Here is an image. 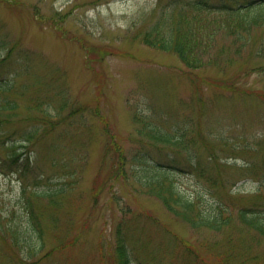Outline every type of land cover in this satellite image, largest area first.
Instances as JSON below:
<instances>
[{
	"label": "rangeland",
	"instance_id": "obj_1",
	"mask_svg": "<svg viewBox=\"0 0 264 264\" xmlns=\"http://www.w3.org/2000/svg\"><path fill=\"white\" fill-rule=\"evenodd\" d=\"M173 1L0 0V159L14 146L24 163H0V264H115L120 235L131 264H264V236L238 219L264 212L263 27L192 69L134 38ZM150 162L175 164L186 197L225 200L229 223L175 216L140 184Z\"/></svg>",
	"mask_w": 264,
	"mask_h": 264
},
{
	"label": "trees",
	"instance_id": "obj_2",
	"mask_svg": "<svg viewBox=\"0 0 264 264\" xmlns=\"http://www.w3.org/2000/svg\"><path fill=\"white\" fill-rule=\"evenodd\" d=\"M156 10L153 8V17L148 24L143 22L138 27L134 38H139L148 46L174 52L187 67L192 69L213 63L214 55L220 51L215 47L221 38L231 36L232 41L238 42L241 47L244 46L243 43L248 44L252 33L256 34L262 27L264 30V0H174L162 10L158 12ZM257 37L260 38V48H263L264 38L261 35ZM258 51L261 52L260 49ZM6 107V104H0V109ZM143 126L144 133L151 139L172 144H182L181 142L184 141L181 139L183 133L171 135L157 131L147 124ZM3 142L4 137L0 130V144L3 145ZM9 149H11L10 155L0 159V163L8 166L16 165L21 169L24 163H17L14 146H9ZM116 151L117 170L121 171L125 155L123 151L118 152V149ZM209 158L215 161L216 153L210 154ZM188 159H186L187 163L194 165ZM171 160L174 163L178 162L176 156ZM150 163L154 174L150 177L138 176L140 184L148 193L160 199L175 216L193 228L204 227L216 231L229 223L230 215L227 209L229 205L225 200L218 199L216 202L203 204L198 198L186 197L177 188L175 182L167 177V174L169 175L176 168L175 164ZM199 163L200 161L197 162ZM65 189V186L50 187L41 191L39 189L36 195L47 197L52 201L54 196L60 195L66 191ZM263 214L264 212L258 211V207L248 206L238 209L239 221L262 236H264ZM118 233H120L119 229ZM15 235L16 231L13 233L14 237ZM173 235L177 238L175 234ZM114 256L115 264L132 263L122 235L117 238Z\"/></svg>",
	"mask_w": 264,
	"mask_h": 264
}]
</instances>
